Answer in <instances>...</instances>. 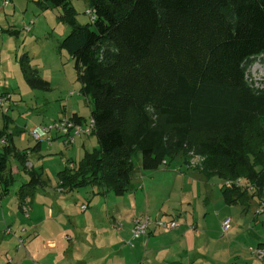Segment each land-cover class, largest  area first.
I'll return each mask as SVG.
<instances>
[{
    "label": "trees",
    "instance_id": "16d2710c",
    "mask_svg": "<svg viewBox=\"0 0 264 264\" xmlns=\"http://www.w3.org/2000/svg\"><path fill=\"white\" fill-rule=\"evenodd\" d=\"M83 1L90 11L84 25L70 0L35 1L41 10L60 9L57 19L69 27L58 49L74 61L80 93L91 103L89 117L72 118L93 119L98 144L57 174L58 187L69 193L91 186L119 197L129 191L137 165L153 171L197 156L200 173L221 181L226 205L246 206L260 197L264 89L251 87L246 74L264 57V0ZM17 61L28 87L50 90L26 53ZM7 125L4 118L0 195L14 184L12 158L28 175L17 190L23 202L43 186L41 173L25 167L41 144L17 148ZM237 178L242 186L224 183Z\"/></svg>",
    "mask_w": 264,
    "mask_h": 264
},
{
    "label": "crops",
    "instance_id": "0c3cea01",
    "mask_svg": "<svg viewBox=\"0 0 264 264\" xmlns=\"http://www.w3.org/2000/svg\"><path fill=\"white\" fill-rule=\"evenodd\" d=\"M4 2L3 8L7 9L9 2L7 1L6 5ZM15 6L18 9L17 5L12 4L11 8H14L11 11H14ZM5 93L10 95L11 101L12 96L9 91L0 92V94ZM13 102V106L17 104L16 101ZM12 105L9 103L7 109H12ZM73 114L85 119L79 112L73 110L67 112L66 109L58 117H69ZM2 116L5 118L6 115ZM7 118L13 122L16 120L9 116ZM40 124L44 123H35L27 128V131L26 125L23 127L16 125V128L7 125V130L14 133L18 131L20 141L27 143L33 141L28 131ZM3 126L4 121L0 130ZM36 144L39 143L33 141L30 145L27 144L26 147L19 149L32 148ZM40 144L38 150L28 155L30 169H34V165L30 163L32 158H44L45 155L53 154H59L62 167L54 169L55 185H51L50 181L47 183L41 173L43 186L38 189L41 199L37 203L34 201L35 205H32L33 193L23 202L18 200L16 190L28 181L27 174V177H21L24 182L12 190L14 192L10 195V192L5 196L0 195V264H4V261L5 264H264L252 254L246 255L241 251L242 248L237 244L239 236L227 240V243L232 242V244H228L222 251L214 249V245L219 241L208 240L209 231L200 230L199 221L195 216L192 215L193 222L188 221L190 216H184L185 218L182 219L180 213L178 216H175L176 213L166 216V205L162 202L159 207L154 206V194L150 187H146L142 182H136L135 187L132 188L133 180H131L132 189L119 198L101 193V189L96 190L95 196L92 194L85 198L86 208L82 209L81 194L74 193L75 190L69 193L63 192L58 187L57 174L67 166L71 167L77 163L71 161L69 153L70 151L76 153L79 147L84 148L85 141H80V144L75 142L71 146H64L59 139L53 140L51 144ZM43 144H46V147H43ZM11 172L14 176L18 171L11 168ZM156 173L162 174L157 178L161 181L168 176L164 171L153 172ZM187 181L191 182V175H187ZM138 190H143V199L138 195ZM208 208L209 206L206 205V209ZM98 214H103L100 219ZM143 216L149 217L152 224L145 236L134 239L131 235L132 220L134 217ZM256 216L253 221L263 226L264 220ZM172 219L179 224L175 229L167 230L156 225L158 221L168 222ZM222 220H219V229ZM233 227L236 230L239 228L231 221L229 232ZM6 228H9V233H5ZM18 238L22 240L20 247ZM259 243L264 247V240Z\"/></svg>",
    "mask_w": 264,
    "mask_h": 264
},
{
    "label": "rangeland",
    "instance_id": "374dc122",
    "mask_svg": "<svg viewBox=\"0 0 264 264\" xmlns=\"http://www.w3.org/2000/svg\"><path fill=\"white\" fill-rule=\"evenodd\" d=\"M4 1L9 2L7 9L3 8ZM34 1L0 0V92L9 91L12 96V100L5 101L4 106L0 108V128L4 121L3 114L6 115L8 126L16 128L26 125L27 131V128L29 129L35 123H47L49 120L58 119V115L64 109L67 112L69 110L77 111L85 118L90 113L91 103L88 97L80 93V83L73 67L74 61L65 50L58 49V44L68 34L69 27L57 19L60 9L41 10ZM70 1L74 5L71 4L76 12V22L80 25L89 23L90 17L86 13L87 3L83 0ZM12 4L17 5L18 9L15 6L14 11H11L14 8H11ZM30 22L32 23L30 24ZM10 31H14V33L10 34ZM23 53L28 55L29 66L42 79L50 83L49 91L33 90L24 82L17 61ZM246 80L251 87L264 89V57H259L251 64L246 74ZM13 101L17 102L14 106L12 105ZM9 103L13 106L12 109H7ZM7 116L13 117L17 122L16 120L9 121ZM35 127H32L31 130ZM18 134L16 132L14 137L15 145L18 148H24L33 142L20 141ZM82 140L85 141L84 148L79 147L76 149V153L72 151L69 153L72 162H78L84 151L90 152L98 148L94 136L81 137L76 141V144H80ZM56 144L60 143L56 142ZM43 147H46V144H43ZM196 160L197 164L193 167L188 164L184 165L182 159L177 157L169 165L164 164L154 171H141L136 163L132 188L135 187L136 182H142L146 187H150L154 194V206L159 207L163 202L167 208L165 215L168 217L175 213L177 214L175 216H178L180 213L183 216L182 219L190 216L188 221L193 222L192 215L195 216L199 221L200 230L209 231L207 233L208 240L219 241L214 245V249L222 251L228 244H232V242L227 243V240L239 236L237 244L246 255H250L249 247L264 250V247L259 243L264 240V224L262 226L259 225V222L253 221L256 215L254 211L259 207V202L264 200V191L260 197H252L246 206L226 205L219 189L221 181L215 176L206 178L200 173L198 168L202 159L199 157ZM30 163L34 165L35 171L43 174L42 178L47 183L50 181L51 185L56 184L54 169L62 167L59 154L45 155L44 158H32ZM9 166L18 171L14 174L15 181L10 195L14 192L12 190L24 182L21 177H27V175L17 160L11 158ZM26 169L29 170L27 166ZM160 171L168 173V176L162 181L157 179L161 177V173L153 174V172ZM187 175H191V182L187 181ZM38 189H35L32 194V205H35L34 201L37 203L41 199ZM96 190L99 188L90 186L77 189L74 193L81 194L82 203L86 206L85 198L92 194L95 196ZM137 192L143 199V190ZM105 194L116 198L111 193ZM139 202L142 205L141 198H139ZM206 205L209 206L208 209H206ZM102 215L98 214L97 216L100 219ZM256 217L264 220V214ZM224 218H230L232 224L236 223L239 228L236 230L233 227V230L224 235L218 226L219 220ZM259 261L264 263L263 260Z\"/></svg>",
    "mask_w": 264,
    "mask_h": 264
},
{
    "label": "built area",
    "instance_id": "2783aa9c",
    "mask_svg": "<svg viewBox=\"0 0 264 264\" xmlns=\"http://www.w3.org/2000/svg\"><path fill=\"white\" fill-rule=\"evenodd\" d=\"M8 2L5 1L4 4L6 5ZM86 13L90 14V11H86ZM27 29V27H26ZM10 99V95L8 93L0 94V108L2 107L3 103ZM94 121L91 118H88L84 122H80L72 116H61L58 119L51 120L47 123L40 124L36 126L33 130L30 129V136L32 140L36 143H48L51 144L53 140L59 139L63 143L64 146H71L74 144L79 138L81 137H89L93 134L94 131ZM1 143L4 142V139L0 141ZM29 154V152H27ZM199 157H194L190 159L189 164L190 166H196V159ZM165 163V162H163ZM29 169L31 165L27 162L25 164ZM72 167V166H71ZM244 180L241 178H237L234 180H227L225 181V185H235L236 187L242 186L244 184ZM248 192H254L255 187L251 184L247 185ZM86 206L83 205L82 209H85ZM264 213V201L259 202V207L255 210L256 215H260ZM152 222L149 217H134L132 220V230L131 235L132 238H140L145 236L151 226ZM157 226L163 227L167 230H172L178 227V222L174 219L168 222L158 221L156 223ZM231 229V219L224 218L221 222V230L222 233L225 235ZM9 228L5 229V233H9ZM19 247L22 245V240L18 238ZM248 251L252 254L256 259L264 261V250L260 248H252L249 247Z\"/></svg>",
    "mask_w": 264,
    "mask_h": 264
}]
</instances>
